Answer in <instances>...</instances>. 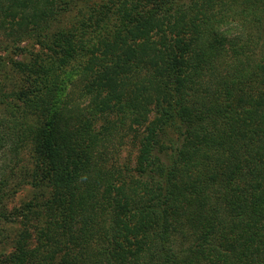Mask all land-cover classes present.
<instances>
[{
    "label": "trees",
    "instance_id": "obj_1",
    "mask_svg": "<svg viewBox=\"0 0 264 264\" xmlns=\"http://www.w3.org/2000/svg\"><path fill=\"white\" fill-rule=\"evenodd\" d=\"M72 1L0 0V264H264V0Z\"/></svg>",
    "mask_w": 264,
    "mask_h": 264
},
{
    "label": "rangeland",
    "instance_id": "obj_2",
    "mask_svg": "<svg viewBox=\"0 0 264 264\" xmlns=\"http://www.w3.org/2000/svg\"><path fill=\"white\" fill-rule=\"evenodd\" d=\"M99 2L100 0H73L71 5L59 16L58 21L54 24L52 31L48 35L49 39H53V37L58 38V35L63 31L65 32V38H70V33L74 35V32L78 37H80V35L84 33V31H86V29H83L82 23L86 21V18L88 16L87 13L93 12L94 9L97 10ZM91 32H93L92 29ZM91 32L90 34H88V36L91 35ZM88 36L84 37L83 43L78 44V48L80 49L79 52H77L72 57L73 59L64 68V70L66 71V74L64 75L66 82H68V77L75 75V71L77 70V68L82 66L83 63H85L88 59V55L86 54V44H90L92 46L94 43V41H90L91 39L87 40L86 42ZM54 41H56V39L53 40V42ZM29 48L32 50L34 49L36 53L38 52V48H34L32 46ZM65 93H61L58 101L59 104H61ZM125 147L122 149L123 160L125 162H128V160L133 161L136 155V149L132 148V145ZM34 194L35 189L32 187V185H24L14 196H12L6 202L5 209L7 210V212H11L15 209L23 207L25 204L30 202ZM6 228V231L10 236H15V234H18V232L20 231V224L16 223L14 225H6ZM6 249L8 251H12V244L10 242H8Z\"/></svg>",
    "mask_w": 264,
    "mask_h": 264
}]
</instances>
